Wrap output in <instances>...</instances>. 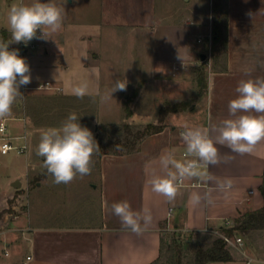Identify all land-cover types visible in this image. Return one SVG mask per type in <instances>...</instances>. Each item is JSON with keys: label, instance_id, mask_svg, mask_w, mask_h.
Segmentation results:
<instances>
[{"label": "crops", "instance_id": "1", "mask_svg": "<svg viewBox=\"0 0 264 264\" xmlns=\"http://www.w3.org/2000/svg\"><path fill=\"white\" fill-rule=\"evenodd\" d=\"M98 1L100 6L97 12L94 10L98 15L96 20L66 19L62 31L53 37L55 41L43 40L37 49L22 55L30 66L32 79L30 84L20 88L23 99L18 101L22 111L19 110L18 117L11 120L19 122L18 125L8 121L11 133L24 128L26 118L22 120L20 116L28 115L33 122L35 115L40 113L61 111L64 100L78 99L72 89L82 80L88 81L91 93L84 98L97 103L98 116H108L111 107L119 112L126 111L127 101L137 110L138 104L156 97L151 109L157 118L145 127L149 123H158L160 108L167 103L192 101L191 107L170 112L161 131L144 136L131 149L121 153L107 151L98 158V183L94 185L101 190L98 219L84 210L81 212L84 219L80 220L87 225L74 227L76 231L72 232L59 231L64 227L49 223L52 221L50 208L40 193L34 197L27 212L22 210L7 218L2 229L10 255L0 254L6 257L0 264H22L28 254L34 257L30 264H151L160 257L169 231L216 237V232L222 228L233 227L244 212L264 206L260 189L264 180V141L252 154L245 155L217 145L221 156L232 159L229 163L211 166L209 172L220 180L231 178L234 184L227 194L214 191L210 204L202 201L193 205L190 196L214 189L215 181H186L173 202L152 192L146 183L149 173L158 168V157L164 150L175 149L177 158L182 157L184 145L180 133L184 129L175 132L176 126L169 121L172 114L189 115L187 123L191 126L219 124L228 118V103L237 95L238 82L264 77V0H225L227 49H224L222 59L220 51L212 52L205 62L201 61L204 52L196 51L190 42L187 18L200 20L199 12L191 9V0ZM3 3L4 0L0 3V21L3 22L0 40L7 41L11 39V33L4 22L8 10L3 8ZM127 24H130V45L126 49L119 48V27ZM4 32H7L6 36ZM198 56L201 62L197 61ZM198 69L204 72L206 87L202 93ZM246 70L249 75H245ZM120 78L128 82L126 91H117L112 94L113 99L105 100L114 80ZM47 80L62 89L53 92L36 88ZM27 101L31 103V114L25 110ZM66 108L70 109V106ZM112 164L113 167L107 170V165ZM14 181L6 184L0 178V205L1 199H8ZM108 181H111L109 187ZM193 181L200 183L192 184ZM250 190L254 192L250 193ZM122 200H127L133 210H150L153 222L146 232L137 235L122 230L119 217L111 212L112 203ZM253 235H264V229L251 231L246 235L247 240ZM243 247L237 250L247 256L245 262L233 252L234 259L226 262L249 264L254 260L255 257H248Z\"/></svg>", "mask_w": 264, "mask_h": 264}, {"label": "clouds", "instance_id": "2", "mask_svg": "<svg viewBox=\"0 0 264 264\" xmlns=\"http://www.w3.org/2000/svg\"><path fill=\"white\" fill-rule=\"evenodd\" d=\"M65 16L64 6L54 0H33L32 3L19 0L10 6L7 23L11 39L0 40V119L12 114L13 105L23 99L21 86H27L32 79L30 66L19 55V49H10L9 45L23 42L27 46L33 39L54 40L53 37L63 29ZM245 75H249L247 70ZM127 83L124 78L114 80L104 99H113V93L126 91ZM235 92L236 97L228 103V118L219 124L211 127L183 125L184 130L180 133L183 156L178 159L175 149H166L160 154L158 168L146 179L152 192L173 202L186 181H215L214 189L209 188L203 194L192 193L190 203L199 205L202 201L212 203L214 191L227 194L233 188L231 178L217 179L209 168L232 159L221 156L217 145L245 155L252 154L264 141V77L241 79ZM72 94L78 99L91 95L88 81L77 83ZM79 120L80 116L71 112L59 126L47 127L40 132L36 155L43 158L42 165L55 184H68L77 176L89 175L93 157L100 151L92 131ZM111 212L119 217L122 230L137 235L146 232L153 222L150 210H133L127 200L112 203Z\"/></svg>", "mask_w": 264, "mask_h": 264}, {"label": "rangeland", "instance_id": "3", "mask_svg": "<svg viewBox=\"0 0 264 264\" xmlns=\"http://www.w3.org/2000/svg\"><path fill=\"white\" fill-rule=\"evenodd\" d=\"M1 1L3 2V0H0V3H2ZM18 2L19 0H4L3 8L9 11L10 6ZM32 2L33 0H24V3ZM42 2H47V0H42ZM54 2L60 6H64L66 11L65 20L69 18H80L94 21L98 18L97 13H94V10L97 12L98 6H100L98 0H90L89 2L83 0H75V2L71 0H54ZM212 2L213 0H191V9L199 12L198 16L200 20H194L190 17L187 18V21H189L187 25L190 26L191 31L190 42L196 51L206 53L207 58H210L212 55V46L214 44L212 32ZM222 3L225 4V0H222ZM194 4L196 6H193ZM8 11L4 21L6 23ZM2 23L3 22L0 21V29ZM129 25L130 24L119 27V48L123 47L126 49V47L130 45ZM200 38L202 41H199ZM219 54L222 59L224 57L223 47L220 48ZM20 56L22 57V55ZM205 60L201 61L205 62ZM197 61H200V56H198ZM196 72L197 77L200 73L204 76L202 69H198ZM38 83L39 82H37V84ZM187 93L188 92H186V96ZM186 96H184V98H186ZM155 101H157L156 97H150L147 103L143 102L138 104L137 110L133 107V104L127 101V110L122 112L116 111L114 107H111L112 105H108L112 110L109 112L108 116L105 115L106 117H103L102 115L98 116L97 103L92 99L83 98L74 101L64 100L61 111L48 110V112L40 113L38 116L34 114L36 116V120H34L38 122V124H36L38 128L34 124L35 121L32 122L28 115L20 116L19 118L22 120H24L22 117L25 116L26 118L25 125L29 136V151L27 154H20L16 151H11L8 154L0 153L1 180L6 184H11V181L15 179H20L22 181L20 187L11 185V193L7 195L8 199H1L3 201L0 205V228H3L2 226L6 224L5 220L7 218H11L22 210L27 212L30 208L29 206L32 205V201H34V197L38 193L44 196V201L47 202V206L50 208L52 221L50 220L49 223H58L57 225L64 227V230L59 231L72 232L76 231L74 227H83L82 225H87L88 223L86 224L80 220L84 219L83 214H81L84 210L95 215V219H98L101 210L99 204L101 190L94 187V185L98 183V173L96 169L98 158L106 150L131 149V147L139 141V137L136 134L137 130L143 129L146 123L156 120L157 114L153 111V108L151 109V105H154ZM190 103H192V101H190ZM20 106L21 104L17 101L13 105L12 114L8 116L10 118L9 123H13L14 126L18 125L19 122L11 120L16 119L20 111H22ZM67 106H70V109L66 108ZM25 108L26 113L31 114L30 102L27 101ZM71 112L77 113V115L80 116L79 122L81 125L86 126L92 131L100 146V151L93 157L92 170L89 175L83 178L77 176V178L68 184H55L53 183L52 176L47 173V170L42 165L43 158L36 155L35 149L39 142L41 130L47 127L59 126ZM188 117L189 115L185 113H174L170 116L169 121H173V124L176 126V133H179V131L183 129V125L187 123ZM126 125H129L131 128H128ZM22 133H24V128L16 133H12V135L18 136ZM111 167H113V164L107 165L106 169L109 170ZM134 172L131 174H134ZM109 183H111V181H108L107 187H109ZM108 191L110 190L108 189ZM167 234L163 243L161 258L157 264H196L195 258L197 251L210 246L214 238L210 235H186L176 231H169ZM241 235L244 238L243 250L248 257H255L254 260H250L249 264H264V235H253L254 237L252 236L250 240H247V234L241 233ZM230 250L243 260V262L248 259L246 255L236 248L230 247ZM5 258L0 256V260ZM213 264L238 263L214 262Z\"/></svg>", "mask_w": 264, "mask_h": 264}, {"label": "trees", "instance_id": "4", "mask_svg": "<svg viewBox=\"0 0 264 264\" xmlns=\"http://www.w3.org/2000/svg\"><path fill=\"white\" fill-rule=\"evenodd\" d=\"M213 21H212V32H213V54H217L220 48L227 49V38H228V10L226 4L222 3V0H213L212 2ZM7 32H4L6 36ZM204 76L200 73L198 76L199 86L201 92L206 87L204 82ZM191 107L190 101H181L174 104H165L160 108V117L158 123H149L143 129H138L136 134L139 140L148 134L159 132L163 129V121L165 117L172 111H182ZM131 128L129 125H126ZM119 143V142H118ZM121 145V143H120ZM114 153H121L124 150H106ZM261 191L264 196V180L261 185ZM255 229H264V206L256 210H248L244 212L236 220V224L230 228H222V231L233 236L236 233L248 234ZM162 254V253H161ZM160 257L151 264H157L160 261ZM196 264H208L211 262H226L234 259V255L230 250V246L221 238L216 236L212 240V244L207 248L199 249L196 253Z\"/></svg>", "mask_w": 264, "mask_h": 264}, {"label": "built area", "instance_id": "5", "mask_svg": "<svg viewBox=\"0 0 264 264\" xmlns=\"http://www.w3.org/2000/svg\"><path fill=\"white\" fill-rule=\"evenodd\" d=\"M38 35H39V30H38ZM43 40L41 39H33L31 40L27 46L23 42L16 44L13 43L10 46V49H19V54L24 55L27 52L33 51L38 48L40 43ZM199 41H202L200 38ZM37 89H50L53 92L60 91L62 88L60 86L54 85L51 81H45L44 83L39 84L36 86ZM25 120V117H22ZM10 120L9 117H5L0 119V153L1 154H8L11 151H16L17 153L20 154H27L29 151V136L27 133L26 125L24 126V133L16 136L12 135L10 132V127L8 121ZM184 150L182 152L183 156ZM200 182H195L193 181L192 184H196ZM186 185V182L185 184ZM250 193H253L254 190H250ZM227 224H230V221L227 222ZM228 227V226H227ZM218 236L223 238V240L230 246L236 249H242L244 245V238L241 234H235L233 236L225 233L222 231L216 232ZM4 231L2 228H0V254H3L5 256L10 255V248H9V243L7 240L4 238ZM33 255L28 254L23 261L22 264H30Z\"/></svg>", "mask_w": 264, "mask_h": 264}, {"label": "water", "instance_id": "6", "mask_svg": "<svg viewBox=\"0 0 264 264\" xmlns=\"http://www.w3.org/2000/svg\"><path fill=\"white\" fill-rule=\"evenodd\" d=\"M201 58H202V60H205V59L207 58V54H206V53H202V54H201ZM21 184H22V182H21L20 179H17V180H15V181L13 182V186H15V187H20Z\"/></svg>", "mask_w": 264, "mask_h": 264}]
</instances>
